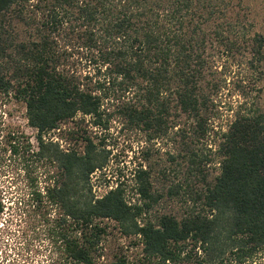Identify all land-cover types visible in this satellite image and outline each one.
Masks as SVG:
<instances>
[{
    "label": "trees",
    "instance_id": "16d2710c",
    "mask_svg": "<svg viewBox=\"0 0 264 264\" xmlns=\"http://www.w3.org/2000/svg\"><path fill=\"white\" fill-rule=\"evenodd\" d=\"M263 62L264 36L228 0H0V93L36 132L35 152L9 151L45 180L14 203L38 211L49 264H264ZM69 121L81 151L46 138ZM112 121L142 139L127 175L101 137ZM160 141L185 160L167 191L185 194L180 214L155 212Z\"/></svg>",
    "mask_w": 264,
    "mask_h": 264
},
{
    "label": "rangeland",
    "instance_id": "374dc122",
    "mask_svg": "<svg viewBox=\"0 0 264 264\" xmlns=\"http://www.w3.org/2000/svg\"><path fill=\"white\" fill-rule=\"evenodd\" d=\"M228 1L234 12L252 23L254 30L264 36V0ZM262 70L260 104L264 107V62ZM231 98L227 96L226 100L229 101ZM109 126L110 131L101 134V137L113 149V161L123 160L127 162L124 166L131 168L129 161L134 159L130 148L137 150V147L142 145V139L130 131L120 130L116 121H112ZM76 127L73 121L66 122L59 127V130L49 133L46 138H55L54 141L58 140L61 147L69 146L81 151L83 145L76 135ZM81 129H86L90 134V131L93 132L84 127V124ZM35 133L27 124L24 106L10 96L0 93V199L5 205L4 211L0 212V264H49L48 241L45 237L44 226L39 222L38 211L31 212L27 216H20L16 212L14 203L19 194L26 196L31 191L32 184L38 188L44 185V168L39 160L30 155L25 161L20 155H12L9 151L10 143L14 140L16 144L20 143L22 149L29 146V154H32L31 150L35 152ZM95 134L96 137H100L99 131ZM155 144L151 151V181L154 191L162 196L155 212L180 214L186 210L185 194L182 191L179 196L170 197L167 191L169 187L181 183L186 177L185 160L176 157L173 153L176 148L172 149L170 145H166L165 141ZM170 154L175 155V161H170L169 158L172 156ZM122 164H119L120 168H123ZM115 165L116 163L110 165V170L106 172L107 178L101 177L99 172L91 176L95 195L104 194L115 184L118 174V171L114 172ZM126 167L123 169L124 174L127 175L129 168L127 170ZM217 172L215 167H211L208 170V178L211 179ZM191 183L196 189L201 187L198 183Z\"/></svg>",
    "mask_w": 264,
    "mask_h": 264
}]
</instances>
